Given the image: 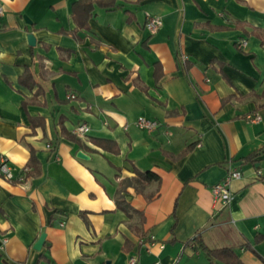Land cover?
Returning a JSON list of instances; mask_svg holds the SVG:
<instances>
[{
	"label": "crops",
	"instance_id": "1",
	"mask_svg": "<svg viewBox=\"0 0 264 264\" xmlns=\"http://www.w3.org/2000/svg\"><path fill=\"white\" fill-rule=\"evenodd\" d=\"M77 1L0 0V262L225 264L188 243L199 232L264 264V0H94L87 27ZM148 170L159 180L122 187Z\"/></svg>",
	"mask_w": 264,
	"mask_h": 264
},
{
	"label": "built area",
	"instance_id": "2",
	"mask_svg": "<svg viewBox=\"0 0 264 264\" xmlns=\"http://www.w3.org/2000/svg\"><path fill=\"white\" fill-rule=\"evenodd\" d=\"M5 13L4 6L0 3V20L3 17ZM163 20L161 17L158 16H151L148 18L146 22V28L152 32L155 33L159 30V28L162 26ZM246 44V40H243L242 45ZM180 60L183 63H186L188 60V56L184 53L180 55ZM74 97V95H71ZM248 120H259L261 118V115L259 113L255 114H250L247 116ZM137 125L142 128V129H147V130H153L158 128L160 125V122L155 119H150L144 116H139L136 120ZM87 129V126L85 124L80 125L76 129V134L78 135H83L85 130ZM201 143H199L200 145ZM28 170V168H26ZM0 173L7 179H13L14 178V173L13 169L9 164V160L7 157L3 156L1 157L0 160ZM258 176H263L264 175V167L259 168L257 170ZM242 176V172L238 169H232L230 170L227 175L222 179L221 181L215 183L212 186V194L214 197V202L219 205L218 209H223L225 208L231 201L232 199V190H231V182L233 179L240 178ZM23 179V177L21 178ZM64 224V223H62ZM154 238H141L140 239V244L149 248L151 245L154 243ZM138 263V257L136 255H133L129 258L128 264H137ZM0 264H6L4 262H0ZM156 264H160L157 262Z\"/></svg>",
	"mask_w": 264,
	"mask_h": 264
},
{
	"label": "trees",
	"instance_id": "3",
	"mask_svg": "<svg viewBox=\"0 0 264 264\" xmlns=\"http://www.w3.org/2000/svg\"><path fill=\"white\" fill-rule=\"evenodd\" d=\"M102 5H105L107 7L111 6L113 4V0H107V1H100ZM94 7H95V1L94 0H79L75 3L74 5V18L76 21L79 23L80 26L82 27H87L88 25V20L89 18L92 17L93 12H94ZM188 61V60H187ZM186 61V63H187ZM73 139H76L79 141L77 135H71ZM92 142L97 144L98 146L102 148H110L109 145L112 142L110 139H105V138H92ZM109 143V144H108ZM30 164H34V161L30 162ZM30 166L28 165L27 168ZM29 170V169H28ZM31 172V171H30ZM30 172L28 171L26 175H30ZM152 180H159V175L151 170L141 172V171H136V177L135 178H125L124 180L121 181V185L123 188H125V184H139V183H145L149 182ZM118 205L121 208L126 209L127 207H130V205L126 202L124 194H120L117 198ZM189 244H193L195 249L198 250V248H202L206 255L214 260H219L225 264H246L243 262L239 256L235 253L234 250H232L229 247H222V248H209L207 247L203 239L201 237V233H196V235L188 241Z\"/></svg>",
	"mask_w": 264,
	"mask_h": 264
},
{
	"label": "water",
	"instance_id": "4",
	"mask_svg": "<svg viewBox=\"0 0 264 264\" xmlns=\"http://www.w3.org/2000/svg\"><path fill=\"white\" fill-rule=\"evenodd\" d=\"M28 39H29V43H30L31 45H35V43H36V38H35V36H34L33 34H29ZM78 155L81 156V157H87V155H86L85 153H83L82 151H79ZM45 238H46V234L43 233V234L40 236V238L37 240V242L35 243V246H34V247H35L36 249H41V247H42V245H43V243H44Z\"/></svg>",
	"mask_w": 264,
	"mask_h": 264
}]
</instances>
